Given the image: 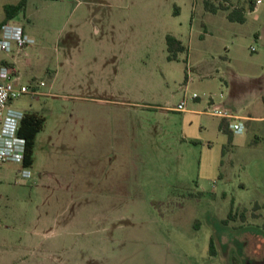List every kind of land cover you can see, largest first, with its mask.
<instances>
[{"label": "rangeland", "instance_id": "rangeland-1", "mask_svg": "<svg viewBox=\"0 0 264 264\" xmlns=\"http://www.w3.org/2000/svg\"><path fill=\"white\" fill-rule=\"evenodd\" d=\"M17 1L0 0V21ZM208 1L215 10L25 0L13 19L37 38L0 50V65L14 58L19 81L53 94L14 99L46 120L30 165L0 162V252L18 264H264V121L225 131L210 112L262 102L251 91L264 87V0ZM167 33L186 46L171 59Z\"/></svg>", "mask_w": 264, "mask_h": 264}, {"label": "built area", "instance_id": "built-area-1", "mask_svg": "<svg viewBox=\"0 0 264 264\" xmlns=\"http://www.w3.org/2000/svg\"><path fill=\"white\" fill-rule=\"evenodd\" d=\"M260 1L255 0V4ZM32 42L33 38L24 32L22 25L15 19L11 18L0 25V50H12V43H15L17 47H22ZM0 75L3 76V79H0V162L11 161L22 164L25 154V138L18 134V128L25 112L10 107L8 102L22 93L35 92L34 87L44 84V81L40 80L33 88L30 85L21 84L14 68L7 63L0 65ZM174 108L184 109V100ZM210 112L226 119L234 118L228 109L217 105H213ZM229 127L239 132L244 125L239 120L229 121ZM22 173L28 174V170L23 169Z\"/></svg>", "mask_w": 264, "mask_h": 264}, {"label": "trees", "instance_id": "trees-1", "mask_svg": "<svg viewBox=\"0 0 264 264\" xmlns=\"http://www.w3.org/2000/svg\"><path fill=\"white\" fill-rule=\"evenodd\" d=\"M250 9L254 8L255 0H248ZM25 6V0H18L17 2H8L4 4V18L0 21V25L13 18L19 11H22ZM205 6L208 9L215 10L216 5L210 3L208 0H205ZM227 16L232 20H243L244 15L241 11H238L237 8L230 10ZM166 41V49H167V57L168 58H175L176 52L179 50H183L186 46L182 43L181 39L177 38L176 36L167 33L165 37ZM3 63H7L11 65L7 61H3ZM264 100V96H263ZM45 117L43 114L36 112V111H27L24 113L20 121V125L18 128V134L25 138V154L23 158L22 164L24 166L30 165L34 158V145H35V137L36 133L43 127ZM222 130L228 131L229 126L227 121L224 119L221 120L219 124ZM210 251L214 252L213 250V243L210 240Z\"/></svg>", "mask_w": 264, "mask_h": 264}, {"label": "crops", "instance_id": "crops-1", "mask_svg": "<svg viewBox=\"0 0 264 264\" xmlns=\"http://www.w3.org/2000/svg\"><path fill=\"white\" fill-rule=\"evenodd\" d=\"M256 7V4H255V6H254V8ZM253 8V9H254ZM22 27H23V30H24V32L26 33V34H28L30 37H36L37 35L35 34V32H33V30H30V28H26L24 25H22ZM256 36H257V38L264 44V30H260L257 34H256ZM37 38V37H36ZM33 42H34V39H33ZM32 42V43H33ZM27 47L29 48V47H33V44H28V45H26L25 47L24 46H22V47H18L17 48V50H25V49H27ZM252 49H253V47H252ZM7 62H9L11 65H12V67L14 68V70H15V72H16V74H17V76H18V79L20 80V75H19V69H18V65H17V62H16V60L14 59V58H12V60H7ZM56 75V73H54V76ZM263 77H264V72L261 74ZM0 79H3V76L2 75H0ZM20 83L21 84H23L21 81H20ZM44 84H45V81H44ZM44 84H42V85H44ZM40 86L41 85H39V86H35L34 88H35V92H26V93H28V94H31L32 96H38V95H52L53 94V92L52 91H50V87H51V83L49 84V86H48V88L47 89H40ZM194 94V93H193ZM193 94H192V97H198V95L195 93V96H193ZM250 94V93H249ZM22 95V94H21ZM20 95V96H21ZM20 96H18V97H20ZM263 96H264V87H259L258 85H257V87H256V89H252V91H251V97L253 98V99H259V98H261V101L262 102H258L257 104H255V106L254 107H252L251 109H249V110H247L246 112H240V111H236V109L235 110H233V109H231V108H229V107H223V108H226V109H228L233 115H234V120L233 121H241L242 123H243V125H244V121H249V122H255V123H258V122H263L264 121V100H263ZM17 98V97H16ZM16 98H13V99H11V100H9V102H8V105L10 106V107H13V108H16V109H19V110H22L23 112H27V111H29V108H28V110H27V104H22L19 100H14V99H16ZM259 101V100H258ZM13 102L15 103V104H13ZM29 104V106H31L30 105V103H28ZM214 105H217V106H219V107H221L219 104H214ZM175 107V106H174ZM173 107V108H174ZM175 109V108H174ZM239 109V108H238ZM31 111V110H30ZM32 111H35V109L34 110H32ZM36 112H37V110H36ZM45 117V116H44ZM224 119V121H227V123H228V126H229V119H226V118H223ZM46 120V119H45ZM45 120H44V123H45ZM44 126V125H43ZM43 128V127H42ZM41 128V129H42ZM230 128V127H229ZM40 129V130H41ZM39 130V131H40ZM242 131V130H241ZM37 134V133H36ZM36 138V137H35ZM34 159V158H33ZM254 202L256 203V204H262V205H264V201H259L258 199H254ZM100 217H102V215L100 216ZM99 217V218H100ZM256 235H257V238H260L259 240L261 241V242H264V234H263V232H261V234L259 233V232H256ZM26 258L25 257H15L14 258V256H13V254L10 252V251H8L7 249H2L1 250V252H0V264H18L19 262H21V261H24ZM34 264H40V262L38 261V262H36V263H34ZM60 264H61V262H60ZM62 264H64V263H62ZM65 264H68V263H65Z\"/></svg>", "mask_w": 264, "mask_h": 264}]
</instances>
